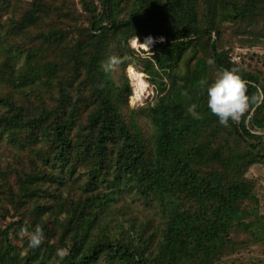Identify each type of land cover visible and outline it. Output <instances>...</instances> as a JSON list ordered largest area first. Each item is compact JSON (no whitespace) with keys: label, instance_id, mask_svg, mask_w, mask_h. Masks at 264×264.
Masks as SVG:
<instances>
[{"label":"trees","instance_id":"trees-1","mask_svg":"<svg viewBox=\"0 0 264 264\" xmlns=\"http://www.w3.org/2000/svg\"><path fill=\"white\" fill-rule=\"evenodd\" d=\"M136 37L162 41L138 54ZM257 47L264 0H0V264H245L230 258L264 244L247 175L264 165V103L224 127L199 81L237 67L251 97ZM132 65L154 91L137 108ZM37 226L30 248L20 230Z\"/></svg>","mask_w":264,"mask_h":264},{"label":"clouds","instance_id":"clouds-1","mask_svg":"<svg viewBox=\"0 0 264 264\" xmlns=\"http://www.w3.org/2000/svg\"><path fill=\"white\" fill-rule=\"evenodd\" d=\"M136 45H142L136 37ZM122 61L117 56H110L107 61L101 62V70L105 73L114 71ZM233 63L238 64V58H233ZM128 71H133L129 68ZM240 69L233 67L231 69H220L211 83L201 79L199 81L200 88L206 93L207 107L211 114L218 118L219 124L229 127V121L240 124L242 119L247 127L251 122L252 114L255 109L264 103V89L257 88L255 94L251 97L247 95L248 83L239 74ZM143 75V74H139ZM102 87V85H100ZM147 88L148 85L142 84ZM187 97L188 92H184ZM251 109V111H250ZM188 113L196 119H200V114L196 111V105L192 104L187 109ZM245 114H248L247 117ZM22 236L28 237V246L30 248L39 247L44 241L43 229L37 226L32 232L22 228L20 230ZM56 255L63 260L69 255L68 248L57 249Z\"/></svg>","mask_w":264,"mask_h":264},{"label":"rangeland","instance_id":"rangeland-1","mask_svg":"<svg viewBox=\"0 0 264 264\" xmlns=\"http://www.w3.org/2000/svg\"><path fill=\"white\" fill-rule=\"evenodd\" d=\"M151 38L152 37H147L144 39H138V42L142 45H136L135 44L136 39L133 41H130L131 43L129 42V45L138 54L141 50H143L145 52H148V55H149L150 49L153 47V45L156 42L162 41L161 38H152V39ZM245 52H246L245 50L237 48L235 50L233 57L238 58V55L240 53H245ZM249 53H255V54H258L259 56H264V48H262V47L252 48V49H250ZM238 60H239V58H238ZM129 68L133 69L132 72H134L135 74L136 73L142 74V73H140L139 65H135V66L132 65V66H129ZM129 68H127V70H126V74L129 78L130 86L132 89V94L129 97V105L131 108H137V107L142 106L148 98L150 99L154 95V91L152 89V86L149 84L147 77L143 74L141 80H142L143 84L146 83L148 85V87L144 88V90L140 94L136 95L134 93V83H135L134 79H135V77L131 76V71H128ZM247 175L249 178H254L258 181L259 196L262 199H264V165L254 166L253 168L250 169V171L248 172ZM262 207H263L262 211L264 212V206H262ZM151 211L152 212H149L148 210H146L145 215H152L153 210H151ZM153 217H155L154 214H153ZM20 239H21V235L18 234L15 237V243L17 246L20 245ZM230 260H232V262H234V263L241 261V262H245V264H253V262H256L258 264H264V244L257 245L255 247L251 248L248 252H245L240 256L231 257Z\"/></svg>","mask_w":264,"mask_h":264},{"label":"bare ground","instance_id":"bare-ground-1","mask_svg":"<svg viewBox=\"0 0 264 264\" xmlns=\"http://www.w3.org/2000/svg\"><path fill=\"white\" fill-rule=\"evenodd\" d=\"M152 39V38H151ZM148 46V45H147ZM131 76L133 77H135V79H134V93L136 94V95H138V94H140L143 90H144V88L145 87H143L142 86V84H143V82H142V80H141V78H142V75H139V74H135L134 72H132L131 71Z\"/></svg>","mask_w":264,"mask_h":264}]
</instances>
